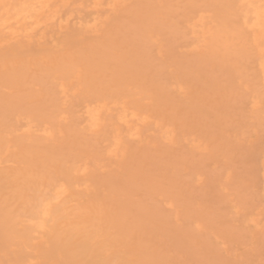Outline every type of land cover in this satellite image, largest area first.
Masks as SVG:
<instances>
[{"label": "bare ground", "instance_id": "1", "mask_svg": "<svg viewBox=\"0 0 264 264\" xmlns=\"http://www.w3.org/2000/svg\"><path fill=\"white\" fill-rule=\"evenodd\" d=\"M262 137L264 0H0V264H264Z\"/></svg>", "mask_w": 264, "mask_h": 264}, {"label": "rangeland", "instance_id": "2", "mask_svg": "<svg viewBox=\"0 0 264 264\" xmlns=\"http://www.w3.org/2000/svg\"><path fill=\"white\" fill-rule=\"evenodd\" d=\"M263 138H264V137H262V140H263ZM255 140H256V139H254V140L251 141L252 146H254V147L257 146V145H260L259 143H257L258 140H256L257 142H256ZM263 141H264V140H263ZM254 143H255V145H253ZM263 143H264V142H263ZM259 174H260V175H258V177L260 176V177H259L260 179H258L259 182L256 181V184H257V185L260 184V186L257 187V185H255V186L252 188L253 190L255 189V191H256V189H257V194H261V188L259 189V187H261V183H262V181H263V175H261V173H259ZM258 189H259V190H258ZM259 191H260V192H259ZM258 192H259V193H258ZM260 200L262 201V203L264 202L262 196H260ZM263 205H264V204H263ZM246 222L249 223V220L247 219V221H245V223H246ZM262 231L264 232V229H263ZM262 256H264V254H263ZM262 263H264V257H263Z\"/></svg>", "mask_w": 264, "mask_h": 264}]
</instances>
